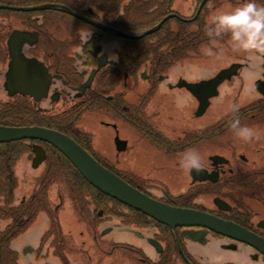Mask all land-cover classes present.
Instances as JSON below:
<instances>
[{"label": "flooded vegetation", "instance_id": "flooded-vegetation-1", "mask_svg": "<svg viewBox=\"0 0 264 264\" xmlns=\"http://www.w3.org/2000/svg\"><path fill=\"white\" fill-rule=\"evenodd\" d=\"M241 2L0 0V125L60 131L144 194L264 239V54L229 58L222 67L235 63L236 74L208 97L209 106L234 78L250 87V105L237 112H249L256 132L250 161L243 152H207L203 175L213 180L177 163L194 149L191 126L208 108L196 114L189 85L212 76L192 78L177 67L202 42L210 16ZM163 17L139 38L109 30L137 32ZM189 104L190 115L178 117ZM166 119L180 121L172 140L161 131ZM202 136L208 140L210 128ZM82 178L43 139L0 141V264H264L259 246L200 225L173 229ZM215 197L225 202L219 207Z\"/></svg>", "mask_w": 264, "mask_h": 264}, {"label": "water", "instance_id": "water-1", "mask_svg": "<svg viewBox=\"0 0 264 264\" xmlns=\"http://www.w3.org/2000/svg\"><path fill=\"white\" fill-rule=\"evenodd\" d=\"M165 19L166 17H163L153 26L137 32H122L113 29L109 30L117 35L139 38L142 35L157 29ZM236 72L237 65L232 63L228 67L220 68L210 78L200 80L189 85V88L192 92H194L198 100L196 108L197 115L201 114L208 106V97H212L217 94V84L223 79L230 78V76L236 74ZM203 88H210V92L203 95L201 93V89ZM23 137H36L49 142L68 159L74 168L92 186L96 187L101 192L114 197L118 201L152 216L156 220L170 226L173 229L178 225L204 226L221 234L246 242L250 245L259 246L264 252V239L258 237L250 230L237 223L224 220L206 211L195 208L171 206L144 194L103 166L80 144L60 131L44 127H7L0 125V141H9ZM217 156L219 155H212V158L215 159ZM205 171V169L193 171V176L198 179L209 178L213 180L211 176L203 175V172ZM214 202L220 207V203H224L225 201L215 197Z\"/></svg>", "mask_w": 264, "mask_h": 264}, {"label": "rangeland", "instance_id": "rangeland-1", "mask_svg": "<svg viewBox=\"0 0 264 264\" xmlns=\"http://www.w3.org/2000/svg\"><path fill=\"white\" fill-rule=\"evenodd\" d=\"M236 53L240 52H236L230 47L228 37L210 40L206 35H202V42L195 47L194 53L189 54V57L184 59L177 69L183 71L187 76L192 78L211 76L219 70L229 58L234 57ZM240 84L241 83L236 78L231 82L224 83L219 89V94L211 99L210 105L205 113L199 118H194V123L191 127L195 134V139L198 138V142L196 141L194 149L199 151L201 156L210 152L211 154L220 153L225 156L231 155L235 158L237 154L243 152L250 161L249 141L247 143V141H243L236 137L228 126L233 116L238 115L242 125L251 127L252 121L249 112H233L234 108L238 110L240 108L244 109V107H248L251 102V95L249 94L250 87L246 84V86L241 89L239 87ZM168 99L170 98L164 97L161 101L167 103ZM156 101H160V99H156ZM151 106L155 107V104H151ZM178 109V117L180 116V112L188 111V115H190V104L186 108L180 109V107H178ZM160 127L162 128L161 131H163V135L169 140H172L173 136L180 132L179 129L181 126L180 121H169L166 119L160 122ZM208 128H210V138L208 140L202 139L203 130ZM242 165L249 168L250 162L243 163ZM178 178L180 181L182 180L180 175H178L176 179ZM180 184H182V182ZM180 184H178V188L181 186ZM70 219L71 218L68 217V220ZM68 224L72 232L77 230V224L74 221H69Z\"/></svg>", "mask_w": 264, "mask_h": 264}, {"label": "clouds", "instance_id": "clouds-1", "mask_svg": "<svg viewBox=\"0 0 264 264\" xmlns=\"http://www.w3.org/2000/svg\"><path fill=\"white\" fill-rule=\"evenodd\" d=\"M205 35L210 40L229 39L230 47L236 52L264 54V0H242L239 6L229 11H218L209 18ZM238 112V109H233ZM234 135L243 141H249L256 132L242 125L240 117L234 115L228 123ZM179 166L187 171H199L203 168V157L199 151L189 149L177 160Z\"/></svg>", "mask_w": 264, "mask_h": 264}, {"label": "trees", "instance_id": "trees-1", "mask_svg": "<svg viewBox=\"0 0 264 264\" xmlns=\"http://www.w3.org/2000/svg\"><path fill=\"white\" fill-rule=\"evenodd\" d=\"M196 40L199 38V36H195ZM83 182L86 183L87 185H89V183L84 179L82 178Z\"/></svg>", "mask_w": 264, "mask_h": 264}]
</instances>
